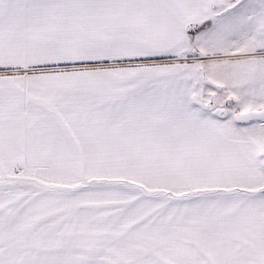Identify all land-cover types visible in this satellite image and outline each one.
Wrapping results in <instances>:
<instances>
[{"label":"snow or ice","instance_id":"6c2138e0","mask_svg":"<svg viewBox=\"0 0 264 264\" xmlns=\"http://www.w3.org/2000/svg\"><path fill=\"white\" fill-rule=\"evenodd\" d=\"M0 264H264V0H0Z\"/></svg>","mask_w":264,"mask_h":264}]
</instances>
